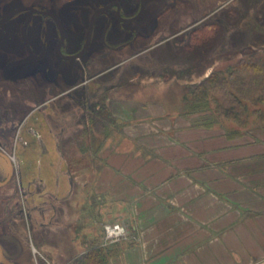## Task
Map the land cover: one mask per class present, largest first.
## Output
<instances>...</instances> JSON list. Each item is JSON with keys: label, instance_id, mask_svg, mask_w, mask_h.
Returning <instances> with one entry per match:
<instances>
[{"label": "rangeland", "instance_id": "rangeland-1", "mask_svg": "<svg viewBox=\"0 0 264 264\" xmlns=\"http://www.w3.org/2000/svg\"><path fill=\"white\" fill-rule=\"evenodd\" d=\"M139 24V38L118 52L106 51L90 75H56V87L43 81V106L28 113L21 129L16 155L27 183L28 232L36 250L54 264H71L90 246L118 243L104 245L103 227L109 223L97 218L106 213L109 219L110 209L88 191L101 164L98 153L121 132L110 111L112 99L161 87L164 99L174 96L188 111L191 85L250 53L264 57V0H150ZM72 88L70 97L62 95ZM213 96L205 109L192 107L200 123L264 136V122L256 115L223 116L229 105L223 88ZM73 214L79 219L75 225ZM21 263L30 264L27 258Z\"/></svg>", "mask_w": 264, "mask_h": 264}, {"label": "crops", "instance_id": "crops-1", "mask_svg": "<svg viewBox=\"0 0 264 264\" xmlns=\"http://www.w3.org/2000/svg\"><path fill=\"white\" fill-rule=\"evenodd\" d=\"M164 96L133 89L109 104L121 132L88 185L110 209L100 224L126 229L109 263L264 264V136L206 127Z\"/></svg>", "mask_w": 264, "mask_h": 264}, {"label": "flooded vegetation", "instance_id": "flooded-vegetation-1", "mask_svg": "<svg viewBox=\"0 0 264 264\" xmlns=\"http://www.w3.org/2000/svg\"><path fill=\"white\" fill-rule=\"evenodd\" d=\"M149 5L150 0H0V264H22V258L54 264L29 235L27 183L16 155L28 116L43 106V81L56 87V75H90L106 51L132 45ZM82 13L86 20L74 17ZM73 90L62 95L70 97Z\"/></svg>", "mask_w": 264, "mask_h": 264}, {"label": "trees", "instance_id": "trees-1", "mask_svg": "<svg viewBox=\"0 0 264 264\" xmlns=\"http://www.w3.org/2000/svg\"><path fill=\"white\" fill-rule=\"evenodd\" d=\"M225 71L211 73L198 84L191 85L187 114L196 113L192 107L205 109L216 89L223 88L228 107L221 110L225 117L247 120L251 115L264 122V57L246 55ZM187 98V97H186ZM264 128V127H263ZM71 264H110L106 247L90 246L86 252L73 258Z\"/></svg>", "mask_w": 264, "mask_h": 264}, {"label": "built area", "instance_id": "built-area-1", "mask_svg": "<svg viewBox=\"0 0 264 264\" xmlns=\"http://www.w3.org/2000/svg\"><path fill=\"white\" fill-rule=\"evenodd\" d=\"M104 245L113 244L123 240L126 236V230L120 223H109L103 227Z\"/></svg>", "mask_w": 264, "mask_h": 264}]
</instances>
